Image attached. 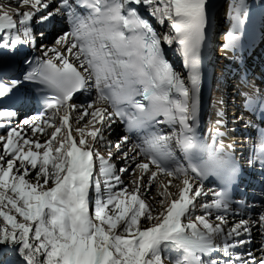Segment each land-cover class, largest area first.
<instances>
[{
    "label": "snow or ice",
    "instance_id": "1",
    "mask_svg": "<svg viewBox=\"0 0 264 264\" xmlns=\"http://www.w3.org/2000/svg\"><path fill=\"white\" fill-rule=\"evenodd\" d=\"M49 3L16 0V18L0 4V51L5 54L22 42L21 28L25 40L32 42L27 25L38 13L43 12L41 23L67 14L73 25L71 33L56 40L63 51L46 50L49 58L23 77H39L54 91L45 100L44 115L11 126L31 100L20 92V79H0V128H5L0 134V264H165V254L173 251L182 255L174 261L169 257L170 264H218L217 251L229 258L224 264H264V244L258 249L260 256L251 250L247 258L231 252L251 243L253 228L264 236V211L255 219L229 225L225 214L231 201L223 190L213 193L212 203L199 205L202 214L193 215L198 198L207 195L205 179L215 175L230 184L239 176L232 154L222 143L216 147L222 133H214L211 145L200 142L195 133L205 0H77V6L88 10L85 17L76 15L70 0H59L54 10H48ZM135 5L143 6L161 25L167 20L175 35L158 34ZM24 6L32 11L20 12ZM241 8L242 3L233 6L230 45ZM174 40L190 67L191 87L164 59L162 44ZM92 88L91 102L71 103L75 93ZM255 103L264 105L250 99L248 106ZM72 112L78 113L76 127ZM160 116L164 119L158 120ZM117 123L125 124L128 132L165 123L178 125L179 132L168 136L148 131L140 143L123 151L127 136L113 145L105 135ZM45 128L52 131L45 133ZM38 134L45 138H35ZM173 138L187 166L173 154ZM102 147L109 149L107 158L100 153ZM112 147L122 159L134 162L135 171L128 166L119 169L139 175L130 181L131 191L119 187L123 180L110 162ZM194 153H204L206 159L193 163ZM257 157L264 165V140ZM96 160L103 193L101 179L93 181ZM161 176L169 179H158ZM153 184L158 210L142 198V190L151 192ZM173 187L176 193L170 191ZM213 210L215 225L208 219Z\"/></svg>",
    "mask_w": 264,
    "mask_h": 264
},
{
    "label": "bare ground",
    "instance_id": "2",
    "mask_svg": "<svg viewBox=\"0 0 264 264\" xmlns=\"http://www.w3.org/2000/svg\"><path fill=\"white\" fill-rule=\"evenodd\" d=\"M226 2V0L224 1V3ZM240 3V0H230V2L227 4V6L225 7L227 10H229L231 7H233L234 6V4H239ZM218 52V51H217ZM216 55V54H215ZM218 55V54H217ZM216 57V56H215ZM219 57H220V62H219V66H217V69L215 70V72H214V74H216V76H217V80H218V82L220 83L221 81H223L225 78H224V76L226 75V72L228 71V70H225V68H224V60H225V56L222 54V52L220 51L219 52ZM264 59V58H263ZM216 62H218V61H216V59H214L213 57L211 58V66H215V64H216ZM214 74L212 75V77H214ZM223 83H226V82H223ZM222 85V84H221ZM220 86V85H219ZM219 86H217L215 89L218 91V88H219ZM220 90V89H219ZM244 126L245 125H243L242 123H236L235 124V127H238L239 129L237 130L238 131V134L239 135H241V133L240 132H242L240 129H242V128H244ZM29 136V135H28ZM29 138H31L30 136H29ZM41 140H43L44 138H40ZM123 165H126V166H130V170H132V171H134L135 169H134V162H130V161H126L125 162V164H123ZM132 176H130L129 175V173H123L122 174V180H123V184L120 186V187H125V186H127L128 188H129V190L131 191L132 190V188H133V185H130L129 186V182H130V180H129V178H131ZM158 179H160V180H163V181H167L169 178H167V179H165V177H163V176H161V177H159ZM174 183H175V181H174ZM154 187L157 189V185L156 184H153V186H152V189H154ZM174 187L173 188H170V191L171 192H174ZM153 192V191H152ZM150 193V195L152 196H150V198H149V204L151 205V206H153V207H155L156 209L157 208H159V205L156 203V199H159V197H158V195H157V192L155 193V195L153 194V193ZM145 192L142 190V195H143V197L145 196H147L148 197V193H145ZM148 194V195H147ZM145 222L143 221L142 222V225L144 224ZM257 230V229H256ZM260 234L258 233V232H256V234L254 235L255 236V238H254V236L251 238L252 240H253V238H254V241H255V239L259 236ZM167 257L169 258L170 257V253H168L167 254ZM171 258V257H170Z\"/></svg>",
    "mask_w": 264,
    "mask_h": 264
},
{
    "label": "rangeland",
    "instance_id": "3",
    "mask_svg": "<svg viewBox=\"0 0 264 264\" xmlns=\"http://www.w3.org/2000/svg\"><path fill=\"white\" fill-rule=\"evenodd\" d=\"M226 2H227V4H228V3L230 2V0H226ZM219 52H220L219 50H218V52H216V55L218 54V55L216 56V58H220V57H219ZM219 62H220V60H219ZM123 166L126 167V165H123ZM131 171H132V170H131ZM167 178H168V177H166L165 179H167ZM129 180H130V179H129ZM152 191H153V192H152ZM152 191H151V192H152L154 195H155V193L157 192L155 187H154V189H152ZM175 191H176V189H174V192H175ZM151 192H150V193H151ZM145 193H149V192H145ZM145 193H144V194H145ZM150 193H149V195L147 194L148 197H147V196H146V197L144 196V198H146V199L148 200V203H149V201H150V200H149V198H150V196H151ZM152 196H153V195H152ZM152 196H151V197H152ZM157 209H159V208H157ZM154 215H155V213H154ZM142 222H143V221H141V223H142ZM164 261H165V264H170V260H169L168 257H167V259H164Z\"/></svg>",
    "mask_w": 264,
    "mask_h": 264
}]
</instances>
